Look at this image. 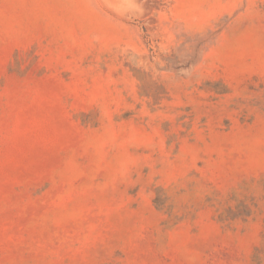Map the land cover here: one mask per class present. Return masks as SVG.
I'll use <instances>...</instances> for the list:
<instances>
[{
    "label": "rangeland",
    "instance_id": "1",
    "mask_svg": "<svg viewBox=\"0 0 264 264\" xmlns=\"http://www.w3.org/2000/svg\"><path fill=\"white\" fill-rule=\"evenodd\" d=\"M0 264H264V0H0Z\"/></svg>",
    "mask_w": 264,
    "mask_h": 264
}]
</instances>
